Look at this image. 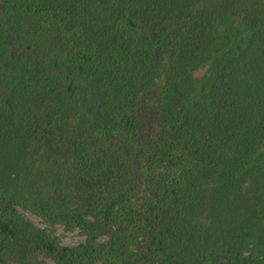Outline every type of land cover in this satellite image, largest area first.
I'll list each match as a JSON object with an SVG mask.
<instances>
[{
	"label": "trees",
	"instance_id": "trees-1",
	"mask_svg": "<svg viewBox=\"0 0 264 264\" xmlns=\"http://www.w3.org/2000/svg\"><path fill=\"white\" fill-rule=\"evenodd\" d=\"M45 262L264 264V0H0V264Z\"/></svg>",
	"mask_w": 264,
	"mask_h": 264
},
{
	"label": "rangeland",
	"instance_id": "rangeland-1",
	"mask_svg": "<svg viewBox=\"0 0 264 264\" xmlns=\"http://www.w3.org/2000/svg\"><path fill=\"white\" fill-rule=\"evenodd\" d=\"M21 215L25 218L33 222L40 229H48L47 224L43 222L40 218L35 215L20 210ZM54 233L60 238V243L64 247H74L78 246L85 241V237L81 235L78 230L75 231H67L63 227H56ZM45 264H52L50 262H45Z\"/></svg>",
	"mask_w": 264,
	"mask_h": 264
}]
</instances>
